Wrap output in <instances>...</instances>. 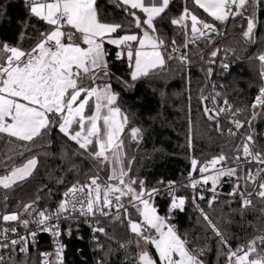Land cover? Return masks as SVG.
I'll use <instances>...</instances> for the list:
<instances>
[{
    "label": "snow or ice",
    "instance_id": "1",
    "mask_svg": "<svg viewBox=\"0 0 264 264\" xmlns=\"http://www.w3.org/2000/svg\"><path fill=\"white\" fill-rule=\"evenodd\" d=\"M24 3L29 15L44 22L48 28L39 33V38L30 49L0 42V134L9 138L5 154L16 153L22 156L24 153L18 149L30 151L29 145L56 129L78 145V149L82 150L79 155L95 162L97 174L90 176L87 183L77 181L68 187L55 210L34 208L36 201H33L23 204V214L28 219H21L22 213L16 211L0 213V264H6L4 252L8 250L10 254L7 264H17L12 255L17 250L27 256L29 237L31 243H35L37 231L50 233L55 245L54 252L40 253V264H64L65 245L59 240L62 235L60 224L62 221H78V217L84 218V223L88 224L94 234L102 233L105 236L106 227L101 224V217L112 223L126 225L134 239L122 243L120 247L127 249L129 245L135 244L138 249L135 264H205L202 257L206 249L194 246L195 242L187 239L170 222L174 211L185 210L188 198L177 195L174 182L169 181L168 215L162 216L154 204L160 188L148 189L143 180L129 175L131 161L125 164V135L138 143L143 130L131 127L125 133L129 118L119 106L120 94L113 90V73L108 59L110 53L106 45L115 46L116 60L127 61L130 79L134 82L158 74L167 61L175 60L188 68L192 61L188 52L182 49H188L190 43L194 44L201 38L212 43L215 36L221 34L217 25L201 19L190 10L188 0H184L183 10L170 19L172 26L183 29L184 42L177 44L175 38L169 42L157 27L164 20L172 0H112L115 7L128 18L127 27L121 22L104 21L98 0H24ZM260 3L261 0H193L195 6L203 9L220 25H225L230 17L232 20L237 16L244 17L247 24L242 36L249 42H255V10ZM248 8L253 10L251 16H245ZM133 10H138L142 15ZM189 20L191 35L187 23ZM133 27L137 31L133 32ZM24 37L25 33L22 32L20 39ZM220 51L216 47L211 51V57H217ZM257 59L261 62L260 75L264 78V54L258 55ZM208 63L214 64L215 60ZM221 67L227 70L229 65L221 62ZM207 74L209 77L213 74L211 67L207 69ZM117 79L126 88L134 86ZM85 81L88 83L85 84ZM220 95L216 92L205 96L201 90L199 99L203 115L221 135L224 129L220 117L230 116L228 122L236 131L230 127L227 132L229 136L235 137L244 127V122L237 116L246 109L233 110L227 99L220 106L217 99ZM251 108L253 119L257 115H264V86L259 88ZM247 123L250 127L251 121ZM11 138L22 143L16 144ZM188 139L191 148V127ZM233 153L229 157L222 150L218 156L202 164L192 158V172L198 170L204 174L210 169L215 171L211 175H201L199 180L192 179L190 172V184L185 187L196 189L197 185L211 181L209 191L212 197L208 201L211 207L218 199L216 186L221 178L228 177L231 180L236 177L227 195L233 198L239 196L243 212L253 206V195L264 200V167H257L255 171L248 168L245 172L248 165H264V151L257 145L254 132L249 131L234 147ZM229 161L235 166L225 168L223 164ZM37 164L38 160L33 157L20 166H13L5 175L0 176V186L7 190L13 184L24 181L32 175ZM218 164L222 166L217 168ZM105 169L108 175L102 181L99 173ZM249 180L253 184L259 180L253 191H247ZM160 183L163 184V181ZM198 198L203 200L204 195L200 193ZM7 199L5 194L4 200ZM196 200L197 197L193 196L192 203L202 219L219 238L220 245L228 248L226 264H264V236L255 237L247 245L233 250L223 232ZM8 222H18L28 231V235H20L17 227H7ZM31 224L36 225V230H29ZM10 233L17 238H12ZM68 235H71V227ZM93 239L98 242L95 235ZM98 246L103 247L99 243ZM150 249L155 250V255ZM21 264H27V260Z\"/></svg>",
    "mask_w": 264,
    "mask_h": 264
},
{
    "label": "trees",
    "instance_id": "2",
    "mask_svg": "<svg viewBox=\"0 0 264 264\" xmlns=\"http://www.w3.org/2000/svg\"><path fill=\"white\" fill-rule=\"evenodd\" d=\"M98 4L104 21L121 22L127 27L128 18L123 11L115 7L112 0H98ZM183 7L184 0H172L164 20L157 25L169 42L172 38L176 39L177 44L184 42L183 29L170 24V19L178 16ZM188 7L201 19L215 23L221 33L224 30L227 33L222 48L221 35H218L212 43L201 38L194 44L190 43L188 49H182L188 52L189 59L192 61L188 68L178 61H167L158 74L133 82L130 79L127 61L116 60L117 49L106 45L110 53L108 59L113 73L111 79L113 90L120 94L119 106L129 118L125 133L127 134L131 127H139L143 130L138 143L125 135L127 154L125 164L131 161L129 175L143 180L146 188H160L159 195L154 198V204L159 214L163 216L167 213L170 203L168 191L163 189L168 187L169 181L175 184L189 176L192 172V158H196L202 164L213 156H218L222 150L231 157L234 154V147L242 140L229 136L226 125L220 121L224 129L221 135L216 131L215 125L204 117L199 98L202 89L203 94L206 95L211 81H215L216 90L221 94L222 102L227 99L233 106V110L246 109L239 113L241 121L244 122L243 132L253 131L260 145L264 147V115H257L253 119L251 108L255 91L264 86V78L260 75L261 62L257 59L258 55L264 54V0H261L255 10L257 25L254 29L255 42H249L242 36V31L246 29L247 24L244 17L237 16L235 20L230 18L225 25H220L195 6L193 0H188ZM133 11L142 15L138 10ZM252 12L253 10L248 8L245 16H251ZM187 23L189 35H191L190 20ZM25 25H27L26 28ZM47 28L44 22L29 15L24 0H0V42L30 49L39 38V33L46 31ZM132 31L137 30L133 27ZM22 32L25 33L23 40L20 39ZM216 47H219L221 51L217 57L213 58L210 53ZM212 59L215 63L209 64L208 61ZM221 62L227 63L229 68L223 69ZM209 67L213 69L211 77L207 74ZM117 78L134 86L126 88ZM87 83L88 81H85V84ZM248 121H251L250 127ZM190 127L191 148H189L188 139ZM8 139L5 134H0V176L5 175L6 171L13 166H20L33 157L38 160V164L32 175L24 181L13 184L7 190L0 186V213L16 211L22 213L21 219H28L29 217L23 214V204L33 201H36L33 204L34 208L55 210L68 187L77 181L82 184L87 183L90 176L97 174L95 162L91 158L79 155L78 153L82 150L78 149V145L56 129L29 145L30 151L18 149L24 153L22 156L16 153L5 154ZM11 139L15 141V138ZM15 143L22 142L15 141ZM251 169L255 171L254 168ZM99 174L103 181L108 171L105 169ZM200 174L198 170L192 172V175ZM243 174L240 173V175ZM161 181L163 184L160 183ZM235 182L236 177H232L231 180L228 177L221 178L216 191L221 192L222 195L218 196L211 207L208 206V201L212 197L211 191L204 195L203 200L198 198L201 193L199 190L189 189L177 193L188 199L185 210L174 211L170 222L175 224L178 231L186 235L187 239L194 241V246L206 249L202 257L205 264H226L228 248L220 245L219 238L202 219L200 212L192 203L193 196L197 197L196 203L223 232L233 250L247 245L255 237L264 236V212H262L264 200L254 196L253 206L242 212L239 196L233 198L227 195ZM254 185L249 180L247 191L253 190ZM206 187L207 190L211 188V181L206 184ZM5 194L8 197L7 201L4 200ZM17 205L20 207L18 208ZM101 224L106 227L107 236L102 233H92L91 228L84 221L63 222L61 238L65 245L64 264H101V262L102 264H135L138 252L135 244L129 245L127 249L120 247L122 243L134 239V235L126 225L112 223L108 219H102ZM6 226L15 227L19 224L8 222ZM69 227H71V235H68ZM94 235L98 237V242L93 239ZM98 243L103 247H99ZM257 245H259L258 240ZM38 246L37 251H28L27 256L18 250L12 254L17 264L25 260L27 264H40V253L50 252L51 239L46 235L39 237ZM150 250L155 255V250ZM9 254L10 251L5 257L6 264Z\"/></svg>",
    "mask_w": 264,
    "mask_h": 264
},
{
    "label": "built area",
    "instance_id": "3",
    "mask_svg": "<svg viewBox=\"0 0 264 264\" xmlns=\"http://www.w3.org/2000/svg\"><path fill=\"white\" fill-rule=\"evenodd\" d=\"M230 18H231V17H230ZM230 18H229V19H230ZM218 23H219V22H218ZM226 23H227V22H226ZM225 32H226V31L224 30V31L220 34V35H221V42H220V44H221V48L223 47V43H224V41H225ZM213 86H215V87H213ZM216 92H218V91L216 90L215 81L213 80V81L210 82V84H209V86H208V89H207V92H206V95H205V96H209L210 94H215ZM258 94H259V89L256 90L255 93H254V100H255V97H256ZM217 99H218V104H219L220 106H223V102L221 101V96H219ZM208 105H209V107L212 106L210 101L208 102ZM237 118L240 119V114H238ZM229 119H231V117L228 116V115H222V116L220 117V121L226 125L227 129L230 128V127H232V128H233V131H236V129L233 127V125H231V124L228 122ZM240 120H241V119H240ZM254 134H255V133H254ZM244 135H245V133L243 132V128H241V129L239 130L238 135L235 136L234 138H240V139H242ZM255 140H256V143H257V145L259 146L260 150H261V151H264V147H262V146L260 145L257 136H255ZM221 166H222L221 164L216 165L217 168H219V167H221ZM223 166L226 168V167H229V166L234 167L235 165L231 164V161H229L227 164H223ZM257 167H264V165L251 164V165H248L246 168H254V169H256ZM246 168H245V169H246ZM214 171H215L214 169H210L209 172H206V173H204V174H200V175H198V176H197V175H192V179H197V180H199V179L201 178V175H211V174L214 173ZM258 183H259V180H257V182H256V184H255V186H254V189L257 188ZM189 184H190V178H189V176H188L184 181L179 182V183H175V184H174V187H175V190H176V194H177L178 192H183V191H186V190H189V189H191V190H199L203 195H205V194H207V193L210 192L209 190H207L206 184H200V185H197V188H196V189H193V188L190 187V186H189V187H185V185H189ZM254 189H253V190H254ZM253 190H251V191H253ZM163 191H168V187H167L166 189H163ZM248 191H250V190H248ZM211 193H212V192H211ZM217 193H218L219 195H222V193L219 192V191H217ZM156 196H157V195H156ZM254 196H255V195H253V197H254ZM253 197H252V198H253ZM252 198H251V199H252ZM125 203H127V199H126V198H125ZM77 207H79V206H77ZM113 212H115V209H113ZM165 215H168V211H167V213H166ZM165 215H164V216H165ZM100 219L102 220V219H106V218L101 217ZM78 221H84V218H83V217H78ZM63 222H65V221H62V222H61V224H60V228H61V225L63 224ZM15 227L18 228V231H19V234H20V235H23V236H27V235H28V231H26L25 228H24L23 226L19 225V226H15ZM29 230H36V225H35V224H31V225L29 226ZM91 230H92V229H91ZM92 233H93V231H92ZM43 235H46V236H48V237L51 239V250H50V252H54V251H55V245H54V243H53V237H52V235H51L50 233H47V232H40V231H37V236H36V238H35V243H31V237H29V241H30V243H29L28 251H37V250L39 249V246H38V239H39V237H41V236H43ZM10 236H11L12 238H17L14 234H11V233H10ZM61 236H62V235H61ZM59 240H60L61 243H63L61 237L59 238ZM9 251H10V250L4 252L5 257H6V255L8 254Z\"/></svg>",
    "mask_w": 264,
    "mask_h": 264
},
{
    "label": "rangeland",
    "instance_id": "4",
    "mask_svg": "<svg viewBox=\"0 0 264 264\" xmlns=\"http://www.w3.org/2000/svg\"><path fill=\"white\" fill-rule=\"evenodd\" d=\"M225 31H226V30H225ZM226 34H227V33L225 32V38H226ZM33 171H34V170H33ZM252 185H253V183H252ZM254 186H255V185H254ZM160 215H161V214H160ZM162 216H163V215H162Z\"/></svg>",
    "mask_w": 264,
    "mask_h": 264
},
{
    "label": "crops",
    "instance_id": "5",
    "mask_svg": "<svg viewBox=\"0 0 264 264\" xmlns=\"http://www.w3.org/2000/svg\"><path fill=\"white\" fill-rule=\"evenodd\" d=\"M201 9V8H200ZM203 10V9H202ZM204 11V10H203ZM207 15H208V13H206ZM211 17V16H210ZM110 46H113V45H110ZM113 47H115V46H113Z\"/></svg>",
    "mask_w": 264,
    "mask_h": 264
}]
</instances>
